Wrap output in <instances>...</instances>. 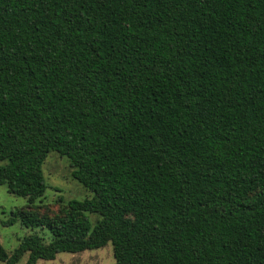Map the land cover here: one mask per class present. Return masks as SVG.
I'll use <instances>...</instances> for the list:
<instances>
[{"label":"trees","instance_id":"obj_1","mask_svg":"<svg viewBox=\"0 0 264 264\" xmlns=\"http://www.w3.org/2000/svg\"><path fill=\"white\" fill-rule=\"evenodd\" d=\"M52 150L93 195L49 216ZM0 160L2 223L51 232L6 264H264V0H0Z\"/></svg>","mask_w":264,"mask_h":264},{"label":"rangeland","instance_id":"obj_2","mask_svg":"<svg viewBox=\"0 0 264 264\" xmlns=\"http://www.w3.org/2000/svg\"><path fill=\"white\" fill-rule=\"evenodd\" d=\"M6 160H0V166ZM43 175L46 182L45 194L35 201L34 209L41 215L54 216L61 214V209L67 206L69 200H83L93 195L81 182L72 176L73 167L67 156L60 155L52 150L48 153L43 165ZM28 203L26 197L11 193L6 184H0V242L11 253L21 239L32 232L44 236L45 241L51 239V232L47 228H31L24 226L20 221L12 225H4L12 209L23 207ZM89 218L94 224L101 218L98 214H90ZM28 254H25L16 264H25ZM0 264H6L0 260ZM36 264H116L113 244L109 241L106 245L86 249L81 252H59L54 259H39Z\"/></svg>","mask_w":264,"mask_h":264}]
</instances>
